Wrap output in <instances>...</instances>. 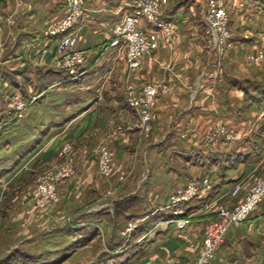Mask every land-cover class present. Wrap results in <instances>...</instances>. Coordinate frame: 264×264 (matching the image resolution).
I'll return each instance as SVG.
<instances>
[{"label": "crops", "instance_id": "0c3cea01", "mask_svg": "<svg viewBox=\"0 0 264 264\" xmlns=\"http://www.w3.org/2000/svg\"><path fill=\"white\" fill-rule=\"evenodd\" d=\"M64 2L5 0L0 12V121L10 90L30 101L23 120L0 124V204L8 184L16 182L17 188L34 170L54 165L63 144L72 143L78 175L63 190L59 212L71 220L64 226L84 239L90 230L103 233L112 223L115 237L103 254L108 264L192 261L201 246L197 230L214 215L215 206L207 209L205 202L194 201L183 207V215H176L166 208L174 189L208 176L214 190L206 203L232 207L241 198L229 194L235 183L248 188L264 176V86L256 83L264 81V65L248 60L264 45V0H227L234 48L215 70L204 47V0H170L165 18L175 24L174 40L145 56L133 75L139 85L159 80L169 85L159 98L151 140L141 139L137 115L125 101L123 52L105 49L134 0H88L75 30L45 37L62 18ZM9 15L16 21L11 27L5 21ZM70 34L77 39L76 49L86 53L85 74L77 79L54 66L61 38ZM205 71L217 77L198 89ZM217 124L239 137L223 151L210 153L197 138L181 137L188 130L210 131ZM119 126L126 139L113 137ZM20 131L26 134L18 137ZM102 144L111 145L117 166L134 172L111 195L107 191L118 183L104 182L97 173ZM181 217L191 219L188 231L177 228L175 220ZM129 223L138 227L120 234ZM93 239L85 238L83 246ZM212 264H264V202L248 221L229 229Z\"/></svg>", "mask_w": 264, "mask_h": 264}, {"label": "built area", "instance_id": "2783aa9c", "mask_svg": "<svg viewBox=\"0 0 264 264\" xmlns=\"http://www.w3.org/2000/svg\"><path fill=\"white\" fill-rule=\"evenodd\" d=\"M88 0H65L62 18L44 32L45 37H60L75 30L85 17ZM170 0H134L131 11L118 23L113 31V39L105 48H118L123 52L127 68L124 94L126 104L137 115L138 128L143 136L150 138L157 120L156 109L159 98L169 90V85L162 80L151 81L142 85L134 81L133 75L141 67L145 56L155 54L164 45H170L175 37V24L165 18ZM11 27L15 25V16L5 19ZM204 47L210 55L225 57L234 48L232 34L229 29V13L227 0H204ZM76 37L70 35L61 38L62 50L54 59L56 69L65 71L72 79L85 74L86 53L76 49ZM264 42V38L262 39ZM252 65L264 64V45L248 55ZM220 66V63H219ZM219 68V67H218ZM221 69V68H220ZM217 75L205 71L197 82L198 89L205 87L207 79ZM7 107L3 113L5 118L21 119L27 109L22 93L11 91ZM113 137L127 138L122 126L117 127ZM193 135L200 145L209 149L210 153L223 151L231 147L238 135L228 126L217 124L212 130L197 133L186 131L181 135L186 139ZM99 175L108 179L115 170V154L110 144H102L98 149ZM78 173L77 156L72 143H65L58 151L55 165L45 171L30 195V201L41 207L56 205L60 202V189L69 183ZM214 183L208 177L192 178L185 185L174 189L170 194L167 209L174 214L183 215V207L194 201L205 202L207 209L214 208V215L202 222L197 231L201 233V246L196 258L184 264H212L219 247L223 244L231 227H239L264 202V176L255 180L248 188L243 183H235L230 189V196L240 201L230 207L221 203H206ZM178 229L188 231L193 226L189 217L175 220ZM138 227L137 223H129L124 234Z\"/></svg>", "mask_w": 264, "mask_h": 264}, {"label": "rangeland", "instance_id": "374dc122", "mask_svg": "<svg viewBox=\"0 0 264 264\" xmlns=\"http://www.w3.org/2000/svg\"><path fill=\"white\" fill-rule=\"evenodd\" d=\"M203 33L204 36H206L204 30ZM205 53L210 56L209 65L213 67L214 70L218 67L221 68L225 58L227 57V55L225 57H215L210 55L206 49ZM256 83L264 86V81ZM11 91L13 90H10L6 95V103L4 109L2 110V114L7 107ZM23 98L27 103V109L25 111L24 117L21 119L4 117L3 120L0 121V124H14V122L23 120L27 116L30 107V101L26 100L24 96ZM2 130H0V132ZM25 134V132L20 131L17 136L21 137ZM153 135L154 133L148 139L140 132V137L142 140H151ZM190 137L193 138L194 136L191 135ZM75 152L77 154V150H75ZM114 162L115 170L110 178L102 179L99 175L102 181L106 182L111 179H115L116 184L118 183L117 185H119L116 186L118 188H113L107 191L106 195H111L114 193L115 190L122 187V185H124L130 178L134 176L133 170H126L123 167L117 166L115 160ZM54 165L41 168L38 171L34 170L32 174L27 175V177L23 178L24 180H21L24 182L20 183L17 188L13 187L16 182H11L8 184L2 200L3 202L0 204V264H2L4 259L17 253L19 251L18 249H20V247L26 243L28 244L24 245L25 249L23 250V253L33 256L34 258L37 257L40 259V262L44 264H108L107 261L109 260H106L103 257V254L105 251H107V249H111L112 246L110 245V239L115 237V228L113 227L112 223L106 225L107 230L104 228L103 233L99 230H90L88 232L89 234L86 235L87 237L85 238L94 237V239L90 241L87 246L83 245L87 243L86 240L88 239L85 240V238H80L78 232L69 229L68 225V227L63 225V223L71 224L70 218L65 216L63 213L60 214L59 212V208L63 199V190L69 183L60 189V202L56 205L51 204L41 207L30 201V195L35 189L39 178L45 171L52 168ZM26 170L27 168L25 171ZM97 173L99 174L98 162ZM128 205V202H126L124 204L125 208L128 207ZM126 229L127 226L118 232L122 235H127L124 234ZM23 263L36 264L31 260L25 261ZM23 263L20 262V264Z\"/></svg>", "mask_w": 264, "mask_h": 264}, {"label": "trees", "instance_id": "16d2710c", "mask_svg": "<svg viewBox=\"0 0 264 264\" xmlns=\"http://www.w3.org/2000/svg\"><path fill=\"white\" fill-rule=\"evenodd\" d=\"M5 6V0H0V12L1 10L4 8ZM31 260L36 264H44L40 262V259H38L37 257H33V256H29L23 252L18 251L17 253L9 256L8 258L4 259L2 261V264H20V262H25ZM24 264V263H23ZM115 264H119L118 262H116Z\"/></svg>", "mask_w": 264, "mask_h": 264}]
</instances>
